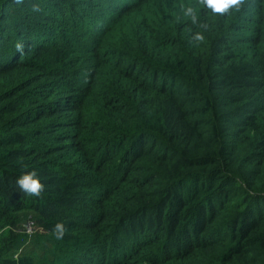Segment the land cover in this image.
Returning a JSON list of instances; mask_svg holds the SVG:
<instances>
[{"label":"trees","instance_id":"trees-1","mask_svg":"<svg viewBox=\"0 0 264 264\" xmlns=\"http://www.w3.org/2000/svg\"><path fill=\"white\" fill-rule=\"evenodd\" d=\"M189 3L0 0V264H264V0Z\"/></svg>","mask_w":264,"mask_h":264},{"label":"clouds","instance_id":"clouds-1","mask_svg":"<svg viewBox=\"0 0 264 264\" xmlns=\"http://www.w3.org/2000/svg\"><path fill=\"white\" fill-rule=\"evenodd\" d=\"M15 3L20 4L23 0H14ZM245 0H195V3L182 4L179 6L178 20L183 22L186 27L185 31L191 34V40L197 44L202 43L205 39L200 31L193 33V27L204 28L201 16H225L231 11H240ZM33 11H39L37 6H34ZM16 53L20 56L25 55V45L23 42L15 44ZM24 167H27L26 165ZM15 187H17L25 196L40 197L44 191V184L41 183L39 176L35 170L25 171L15 180ZM67 231L66 225L63 222L55 224L52 234L57 240L64 237Z\"/></svg>","mask_w":264,"mask_h":264},{"label":"rangeland","instance_id":"rangeland-1","mask_svg":"<svg viewBox=\"0 0 264 264\" xmlns=\"http://www.w3.org/2000/svg\"><path fill=\"white\" fill-rule=\"evenodd\" d=\"M53 228V225L47 221L39 222L33 219L32 216L26 215L22 217L20 223L10 227V230L13 233L24 234L27 238H31L34 235H50Z\"/></svg>","mask_w":264,"mask_h":264}]
</instances>
